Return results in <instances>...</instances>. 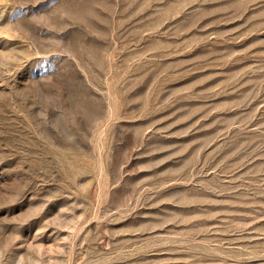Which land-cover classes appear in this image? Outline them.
Returning <instances> with one entry per match:
<instances>
[{
	"label": "rangeland",
	"instance_id": "1",
	"mask_svg": "<svg viewBox=\"0 0 264 264\" xmlns=\"http://www.w3.org/2000/svg\"><path fill=\"white\" fill-rule=\"evenodd\" d=\"M0 264H264V0H0Z\"/></svg>",
	"mask_w": 264,
	"mask_h": 264
}]
</instances>
